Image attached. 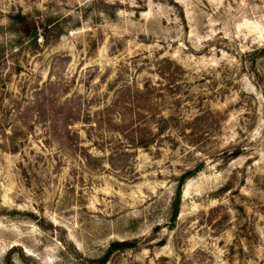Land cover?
Returning a JSON list of instances; mask_svg holds the SVG:
<instances>
[{
    "label": "rangeland",
    "instance_id": "obj_1",
    "mask_svg": "<svg viewBox=\"0 0 264 264\" xmlns=\"http://www.w3.org/2000/svg\"><path fill=\"white\" fill-rule=\"evenodd\" d=\"M0 264H264V0H0Z\"/></svg>",
    "mask_w": 264,
    "mask_h": 264
},
{
    "label": "trees",
    "instance_id": "obj_2",
    "mask_svg": "<svg viewBox=\"0 0 264 264\" xmlns=\"http://www.w3.org/2000/svg\"><path fill=\"white\" fill-rule=\"evenodd\" d=\"M20 20H18L20 23H25L27 22V17L24 15H20L19 16ZM26 26V31L25 33H29L32 29H34V25L31 26V23L28 21ZM35 30V29H34ZM197 172V169H193V170H189L187 172H185V174H183L181 180H180V184H179V188H178V194H177V200L174 203L173 206V218L176 217L177 212L179 210V195L181 192V187L183 186L184 182L186 181V179H188L189 177H191L192 175H194ZM135 241H129V240H124L121 242H113L108 250V255L105 256L104 260L107 258V256H109V254L111 253V251L115 250V249H123L126 247H132L135 245Z\"/></svg>",
    "mask_w": 264,
    "mask_h": 264
}]
</instances>
